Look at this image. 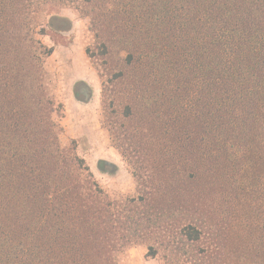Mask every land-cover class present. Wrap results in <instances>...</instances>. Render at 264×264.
<instances>
[{"label": "trees", "instance_id": "16d2710c", "mask_svg": "<svg viewBox=\"0 0 264 264\" xmlns=\"http://www.w3.org/2000/svg\"><path fill=\"white\" fill-rule=\"evenodd\" d=\"M66 7L90 19L130 193L61 143L43 37L61 43ZM133 247L264 264V0H0V264H121Z\"/></svg>", "mask_w": 264, "mask_h": 264}, {"label": "rangeland", "instance_id": "374dc122", "mask_svg": "<svg viewBox=\"0 0 264 264\" xmlns=\"http://www.w3.org/2000/svg\"><path fill=\"white\" fill-rule=\"evenodd\" d=\"M60 14L70 19L72 25L70 31L58 36L61 42L59 44H55L49 36L43 37L45 44L55 46L54 53L48 58L46 65L51 77V90L65 103L67 89H70L75 80L82 79L75 86V96L77 102H80L75 104L80 105L82 110L69 103L70 108L68 112L66 109V116L62 120L64 131L60 136L61 143L69 146L73 141L76 142L78 154L87 160L95 177L104 188L117 193H130L135 189V181L125 163V170L127 169L129 174L122 167L117 169L112 164L108 167L107 175L100 177L97 172L98 168H104V164L99 161L101 157L109 158L112 154H120L112 147L108 134L103 128L101 81L86 54V48L94 39L90 31V19L83 17L73 7L63 8ZM82 83L85 85L84 89L91 87L92 91L81 92ZM99 84V89L95 91V85L99 86ZM90 85H94V88ZM86 92L90 95L87 101ZM146 252L145 247L127 249L121 255L120 262L121 264H163L158 259L147 258Z\"/></svg>", "mask_w": 264, "mask_h": 264}, {"label": "crops", "instance_id": "0c3cea01", "mask_svg": "<svg viewBox=\"0 0 264 264\" xmlns=\"http://www.w3.org/2000/svg\"><path fill=\"white\" fill-rule=\"evenodd\" d=\"M80 80H82V79H77V80H75L73 83H72V85H71V87H70V89H67V93H66V95H65V106H66V109H67V112H68V110H69V106H70V102L73 104V105H75V107L77 108V109H80L81 108V106L80 105H76L75 104V102H77V97L75 96V86L77 85V83L80 81ZM80 86H81V92H84V90H88L89 92L90 91H92L91 90V87H89V89L88 88H85L84 89V87H85V85H84V83H82V84H80ZM90 86H94V85H90ZM98 87H100V84H99V86L98 85H95V91H97L99 88ZM94 88V87H93ZM87 93V92H86ZM77 95V94H76ZM86 101H87V97H86ZM77 103H80L79 101L77 102ZM80 110H82V109H80ZM113 156V157H112ZM112 156L111 157H109V158H105V157H101L100 159H99V161L100 162H102L103 164H104V168L103 169H97V172H98V174H99V176L100 177H102V176H104V175H107L108 174V167L112 164V165H114L117 169L118 168H120V167H122L123 168V170L125 171V172H127L128 173V171H127V169L125 170V165H124V162L122 161V158L120 157V155H118V154H112ZM94 172V171H93ZM129 174V173H128Z\"/></svg>", "mask_w": 264, "mask_h": 264}, {"label": "water", "instance_id": "95a60500", "mask_svg": "<svg viewBox=\"0 0 264 264\" xmlns=\"http://www.w3.org/2000/svg\"><path fill=\"white\" fill-rule=\"evenodd\" d=\"M86 96H87V100H88L90 95L87 93Z\"/></svg>", "mask_w": 264, "mask_h": 264}]
</instances>
